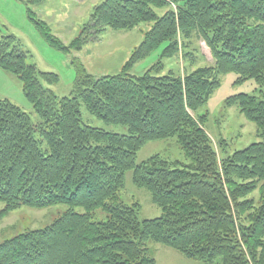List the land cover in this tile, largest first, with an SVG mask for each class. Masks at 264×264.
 <instances>
[{"label":"trees","instance_id":"trees-1","mask_svg":"<svg viewBox=\"0 0 264 264\" xmlns=\"http://www.w3.org/2000/svg\"><path fill=\"white\" fill-rule=\"evenodd\" d=\"M23 1L44 40L65 53L107 28L151 26L119 73L94 76L73 57L72 89L61 97L49 87L58 74L38 70L13 34L0 32V69L22 82L39 116L33 122L0 97V218L23 205L70 207L44 228L0 241V264H155L150 241L202 264H264V100L248 93L226 98L227 107L255 122L260 139L223 156L217 148L226 153L227 141L221 137L215 147L204 127L208 115L198 112L229 72L236 82L264 86V0H103L68 44L28 6L42 0ZM164 7L158 15L155 8ZM193 35L210 48L213 62L185 75L160 74L162 58ZM163 42L155 65L130 73ZM81 102L127 133L84 123ZM169 137L187 162L153 154L136 163L144 143ZM129 170L159 216L140 220L138 203L119 201ZM256 189L257 200L250 196ZM97 209L104 219H92Z\"/></svg>","mask_w":264,"mask_h":264},{"label":"rangeland","instance_id":"rangeland-1","mask_svg":"<svg viewBox=\"0 0 264 264\" xmlns=\"http://www.w3.org/2000/svg\"><path fill=\"white\" fill-rule=\"evenodd\" d=\"M101 1L103 0H42L28 6L38 18L49 25L54 35L68 44L80 33L93 6ZM26 7L27 4L23 0H0V32L13 34L22 48L28 50L27 62L34 63L38 70L58 74V82L49 87L60 97L69 96L72 89L76 75L75 68L71 64L73 57H77L85 70L94 76L119 73L143 39L145 31L151 26L150 22H141L129 30L107 28L96 39L86 43L82 49L65 53L44 40L35 23L28 17ZM165 9L166 7L155 8V11L161 15ZM186 44V47L179 45L176 54L162 58L163 69L160 74L172 72L176 75H185L196 67L207 66L213 62L210 48L197 35L190 37ZM165 45L166 42L161 43L157 49L135 63L130 73L140 75L155 65ZM236 78L237 74L234 72L223 75L220 86L198 109L199 113L208 115L204 127L214 146H217L216 143L221 137L227 141L226 153L217 148L219 156L231 154L234 150L242 149L260 139L257 136L255 122L247 119L236 106L227 107L225 100L228 96L237 93L252 94L264 100V86H259L253 79L236 82ZM0 97L9 99L27 112L33 122L39 120L38 114L22 92V82L12 73L2 69H0ZM79 109L84 123L109 131L127 133L125 125L104 121L91 114L82 102ZM153 154H159L170 160L187 162L175 137L144 143L137 151L135 161L139 163ZM259 193L256 189L250 193V196L257 200L261 197ZM118 199L127 204L138 203L140 220L161 214L160 207L151 200L149 191L133 184L130 170L124 174V184L118 192ZM3 207L4 203L0 201V210ZM69 208L66 203H57L43 208L23 205L11 210L0 218V241L31 229L44 228ZM74 209L82 211L81 207ZM105 215V212L97 209L92 219L101 220ZM148 247L150 254L155 258V264H202L201 261L186 258L178 251L158 242L150 241Z\"/></svg>","mask_w":264,"mask_h":264}]
</instances>
